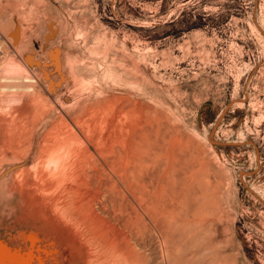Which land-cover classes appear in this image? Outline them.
<instances>
[{
	"label": "rangeland",
	"instance_id": "obj_1",
	"mask_svg": "<svg viewBox=\"0 0 264 264\" xmlns=\"http://www.w3.org/2000/svg\"><path fill=\"white\" fill-rule=\"evenodd\" d=\"M9 61L38 80L36 96L1 91L27 86ZM0 69V127L11 109L46 102L38 138L97 100L138 99L183 140L189 165L202 160L204 203L217 208L182 242L185 264H264V0H0ZM150 241L148 264H165Z\"/></svg>",
	"mask_w": 264,
	"mask_h": 264
},
{
	"label": "bare ground",
	"instance_id": "obj_2",
	"mask_svg": "<svg viewBox=\"0 0 264 264\" xmlns=\"http://www.w3.org/2000/svg\"><path fill=\"white\" fill-rule=\"evenodd\" d=\"M19 67L9 61L5 71ZM25 71L27 86L1 91L36 96L38 80ZM113 98L64 114L43 138L38 129L54 111L46 102H31L35 112L10 108L11 122L0 127V177L13 171L0 189V264H148L149 240L165 264L177 242L185 264L182 242L217 213L204 203V163L189 165L183 140L148 118L138 99Z\"/></svg>",
	"mask_w": 264,
	"mask_h": 264
},
{
	"label": "water",
	"instance_id": "obj_3",
	"mask_svg": "<svg viewBox=\"0 0 264 264\" xmlns=\"http://www.w3.org/2000/svg\"><path fill=\"white\" fill-rule=\"evenodd\" d=\"M19 33H20V29H19V27L16 28V29L12 32V34H13V35H16V36H19Z\"/></svg>",
	"mask_w": 264,
	"mask_h": 264
}]
</instances>
